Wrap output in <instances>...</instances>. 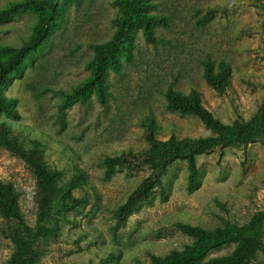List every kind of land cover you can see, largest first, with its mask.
Returning a JSON list of instances; mask_svg holds the SVG:
<instances>
[{
	"label": "rangeland",
	"instance_id": "374dc122",
	"mask_svg": "<svg viewBox=\"0 0 264 264\" xmlns=\"http://www.w3.org/2000/svg\"><path fill=\"white\" fill-rule=\"evenodd\" d=\"M8 1L12 0H0V7ZM152 1L154 12L165 15L167 25L155 28V43L147 42L141 30L136 31L132 58L109 73L110 96L105 105L92 93L84 103L63 106L59 91L70 90L88 75L89 43L113 35L114 0L66 2L62 20L45 45L31 56L23 75L13 78L3 90L17 100L20 118L9 120L13 129L27 140L41 139L47 165L64 170L61 180H68L76 169L87 176L72 190L75 197H85L86 203L65 212L37 264H147L150 254L163 255L192 242L175 226L178 221L211 229L225 222L243 224L262 208L264 141H255L199 154L200 185L192 192L186 188L185 162H173L162 177L166 196L153 194L113 232L116 206L149 170L117 169L106 178L102 159L123 149L145 146L139 119L153 115L160 139L173 130L179 138L211 134L197 117L165 108L168 86L187 92L195 88L203 106L224 123L249 118L264 100L261 0ZM210 5L215 11L203 22L201 17ZM34 19L32 12L25 11L0 23V44L21 45L31 35ZM206 59L229 64L230 82L224 93L206 83ZM4 118L0 114V119ZM0 179L14 182L21 212L32 225L34 178L18 157L2 148ZM232 248L221 247L208 257L226 254ZM12 253L13 244L0 231V264H6ZM248 264H264V250Z\"/></svg>",
	"mask_w": 264,
	"mask_h": 264
},
{
	"label": "trees",
	"instance_id": "16d2710c",
	"mask_svg": "<svg viewBox=\"0 0 264 264\" xmlns=\"http://www.w3.org/2000/svg\"><path fill=\"white\" fill-rule=\"evenodd\" d=\"M68 1L78 0H12L0 7V23L25 11L35 15L33 31L21 45L0 44V114L5 116L0 119V148L18 157L33 176L36 208L35 221L30 225L21 212L20 194L14 182L0 179V231L13 244V253L6 264H37L48 240L56 236L58 222L65 219V212L86 203L85 197L72 194L73 189L85 182L86 173L76 169L68 180L62 181L64 170L51 169L47 165L45 145L41 139L27 140L13 129L9 120L20 118L17 100L6 96L3 91L13 78L23 75L31 56L45 45L51 30L62 20L64 4ZM114 4L117 6V15L113 19L116 29L109 39L89 43L92 50L87 62L89 73L70 90L59 91L63 106L75 101L84 103L92 93L105 105L110 96L109 73L119 70L123 60L132 58L136 31L141 30L147 42L155 43V28L167 25L166 16L154 12L156 5L152 0H114ZM261 4L264 6V0H261ZM214 11L215 6H208L201 21H207ZM262 31L264 34V20ZM230 76V66L225 61L220 60L217 64L210 59L203 61V77L217 93L225 92ZM164 98L167 110L197 117L211 134L179 138L173 130L166 139H160L153 115H143L139 119L145 146L123 149L102 159L106 178L117 169L149 170L148 175L116 206L112 226L115 233L140 203L148 201L153 194L162 198L166 196L167 189L162 177L173 162H185L186 188L192 192L200 185L199 154L264 141V100L249 118L238 117L231 123H224L203 106L201 95L195 88L187 92L168 86ZM175 226L192 242L163 255L150 254L147 264H248L258 251L264 250V199L262 208L243 224L225 222L222 226L206 229L178 221ZM228 245H233L230 252L208 257L210 252ZM104 262L107 263V260Z\"/></svg>",
	"mask_w": 264,
	"mask_h": 264
}]
</instances>
